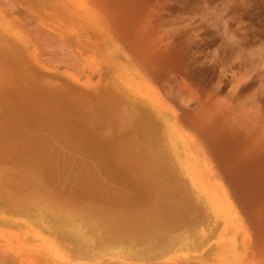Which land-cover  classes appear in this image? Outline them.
Masks as SVG:
<instances>
[{"label":"rangeland","instance_id":"rangeland-1","mask_svg":"<svg viewBox=\"0 0 264 264\" xmlns=\"http://www.w3.org/2000/svg\"><path fill=\"white\" fill-rule=\"evenodd\" d=\"M82 1L0 0L29 49L0 42V264H45L21 262L6 245L42 229L63 264H264V0ZM66 14L84 48L102 42L96 67L129 72L133 60L176 127L200 144L238 208L235 255L214 254L216 230L159 118L105 96L108 75L102 82L54 31L74 24ZM53 76H75L96 96L70 110L39 88ZM101 131L117 140L123 164L113 152L95 164Z\"/></svg>","mask_w":264,"mask_h":264},{"label":"bare ground","instance_id":"bare-ground-1","mask_svg":"<svg viewBox=\"0 0 264 264\" xmlns=\"http://www.w3.org/2000/svg\"><path fill=\"white\" fill-rule=\"evenodd\" d=\"M75 1L74 3H76L77 6L79 5L80 7V4L85 6L82 0ZM84 9L86 8H77L75 12H77L79 16L80 13H82L80 11ZM66 16L71 21L70 24H74L70 27L54 25V31H56L68 44L76 47L81 56L85 59L87 64L86 67L92 71L94 70L99 79L103 77L102 82L105 81L108 75V83L110 82V85L105 89V96L112 95L115 98L114 103L117 99L118 104L124 101V110H128L126 104L131 106L133 110L137 108L143 110L144 113L142 115L150 122H154L156 121L155 118H159L158 122L168 136L167 141L168 145L171 147L172 155H174L177 164L181 167L180 172H183L195 199L201 202L204 211L203 216L205 218L208 217L207 219H209L210 224L216 230V236L211 242L214 248V254L216 256H223L224 253H233L238 248V243L235 239L238 228L236 224H234L237 218L235 217V219H233L232 214L238 216V208L229 197L225 187L219 183L215 170L211 166L205 152L200 147V144L193 139L188 129H183L182 127L178 129L176 127L169 117L167 106L164 100L160 98L158 90H156L148 75L143 73L133 60L129 59L126 62L129 72L120 70L112 71L107 62L104 63V71L106 72L101 71L100 67H96L92 58L96 57L97 53H101L103 46L102 42L93 43V46L89 50L84 48L78 36L82 34H78L79 31L75 32V30H79V28L76 26L75 22L72 21V17L68 14H66ZM80 18L84 19V15ZM20 34H22L21 28L17 24H13L12 19L7 17L4 12L0 11L1 44L7 48L17 49L16 52L20 49V46L23 50L27 51L25 47L28 49V46L26 43L24 45L23 41H21ZM29 52L31 54V50ZM17 57L20 56L18 55ZM30 58L28 54V61L31 60ZM33 59L35 58L32 57V60ZM32 62L35 63L34 60ZM29 63L31 65V62ZM33 66L35 68L32 69H36L38 73L42 72L39 65L37 66L34 64ZM67 79L55 78L53 76V81L51 83L47 82L50 83L47 87L40 85L39 88H42L41 90L47 94L52 95V98L59 97L68 100L70 110L79 104L78 102L74 103V99H78L80 96L84 97V99L96 96L87 93L90 89H94L88 83H81L75 76H70ZM60 84L62 85L60 86ZM160 115H163V117H160ZM109 137H112V140L108 139ZM116 142L117 140L113 135H104L102 131L97 132L95 145H98V147H93V150H99L98 153H93L97 166L100 167L103 165L102 160L109 161V157L112 156L111 152L119 155L121 157V164H123L121 153L115 151ZM125 142H123L122 146L127 150L128 146H125ZM121 164L116 163L114 165L112 163L108 167L110 169L117 165L118 170L119 166L122 167ZM126 166L127 165L123 166V168L129 170ZM104 169H107V166ZM121 169L119 171H121ZM111 172V170L107 171V173L105 171V174L102 176L110 179L113 176ZM121 172H123V170ZM0 236L3 237L1 231ZM11 237L14 238L15 242L7 241L6 245L9 247V250L16 254L21 262L32 261L36 258L37 262L43 259L45 264H63V252L55 247L58 241L43 229L30 235L26 240H23L21 234L18 232ZM52 245L54 246V250L51 248L53 247ZM233 255L235 254L233 253ZM232 258L234 259L233 261H238L240 257L233 256ZM223 259L224 258L217 257L218 262H221Z\"/></svg>","mask_w":264,"mask_h":264}]
</instances>
